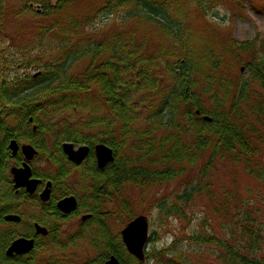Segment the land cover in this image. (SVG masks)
Returning a JSON list of instances; mask_svg holds the SVG:
<instances>
[{
	"label": "trees",
	"instance_id": "obj_1",
	"mask_svg": "<svg viewBox=\"0 0 264 264\" xmlns=\"http://www.w3.org/2000/svg\"><path fill=\"white\" fill-rule=\"evenodd\" d=\"M211 1L188 0L201 11ZM66 3L71 0L45 5L44 13L58 11ZM253 3L251 8L264 16V4ZM102 12L118 16L122 29L101 42L60 43L61 54L45 64L30 56L28 67H38V73L7 79L0 75V264H104L112 255L122 264H197L177 246L179 240L146 252L145 262H138L110 223L137 216L129 187L150 191L179 180L207 152L210 158L195 181L187 182L175 199H157L159 220L163 224L170 217L186 220L190 204L203 196L211 200L220 224H201L187 238L189 243L215 248L220 264H264V230L260 216L253 214L259 208L230 190L215 195L206 181L220 160L243 165L250 177L264 184V38L231 40L223 56L196 40L186 24L182 0H105L97 18ZM132 21L154 26L157 35L124 31ZM89 24L85 13L74 17L71 34L93 28ZM228 56L236 63L246 62L244 79L233 81L225 74ZM84 62L76 73L74 67ZM2 67L1 73L9 65L0 60ZM12 139L30 142L54 167L53 173L34 170L35 176L53 182L49 203L24 190L16 194L10 168L19 165L21 157H12L8 148ZM64 142L91 148L83 165L75 168L68 162ZM100 143L112 148L115 156L104 169L98 168L94 154ZM72 173L77 174L75 187L66 182ZM71 194L78 197L79 208L62 215L57 201ZM28 202L42 208L43 216L32 220L48 227L47 237H38L30 224L21 233V224L4 221L6 214L22 215L21 207ZM82 212L91 214V219L73 235H64L65 224ZM18 237H35V250L9 258L6 251ZM83 241L95 250L94 257L68 254L69 247Z\"/></svg>",
	"mask_w": 264,
	"mask_h": 264
},
{
	"label": "rangeland",
	"instance_id": "obj_2",
	"mask_svg": "<svg viewBox=\"0 0 264 264\" xmlns=\"http://www.w3.org/2000/svg\"><path fill=\"white\" fill-rule=\"evenodd\" d=\"M66 1L63 0V2ZM104 1L71 0V3L64 4V7L58 11L40 15L34 9L28 8V4L33 2L40 6L55 7L58 0H0V60H2V64L7 62L9 65V68L7 67L3 73H1L3 67L0 68V75L7 79V77L14 78L16 75L25 76L37 73L38 67H28L30 56L35 57L39 64H45L55 60L61 54L60 43L74 46L76 43L86 40L101 42L111 32L121 30V21L116 19L118 16L102 12L97 18L98 8ZM182 1L183 12L188 18L186 24L192 29L196 40L199 38L201 44L211 46L223 56L226 53V44L231 40L240 43L257 37L264 38V16L258 15L251 8L252 2H254L253 4H264V0H213L208 3L206 11H201L196 4H191L188 0ZM94 12L96 15L92 17ZM82 13L90 17L91 24L88 26L93 28L71 34V22L74 17H80ZM123 30L134 32L139 36L145 32L157 35L154 26L140 24L137 21L126 24ZM24 58H26V66H23ZM225 61V74L230 79L237 81L240 76V79L246 77V62L236 63L229 56L225 57ZM15 62L20 64L11 66ZM84 64L85 62L75 66L74 71L78 73ZM39 66L41 67V65ZM70 115H74V113ZM80 116L78 114L76 118ZM209 158L210 152H207L204 160L194 169L189 170L181 179L170 184L155 187L150 191H143L135 187L128 188V195L133 203L135 214L146 216L150 223V234L156 232L155 241L148 245V251L168 248L179 240L177 246L185 249L193 262L220 264L217 261L216 253H213L215 248L199 247L194 243L190 244L187 240L192 234L194 235L201 224L206 225L211 221L214 227H219L220 218L214 214L211 200L203 196L195 197L188 209L186 220L170 217L164 221V224L159 220L157 207V199H175L178 194L182 193L187 182L195 181L200 168ZM214 165L215 168L211 169L206 181L212 185L215 195L222 194V189H226L232 191L233 194L239 193L242 198H249L252 205L259 208L253 214L260 216L258 222L264 230V184H260L250 177L245 172L243 165L235 166L220 160L216 161ZM33 166L39 172L50 171L53 173L55 171L54 167H50L45 158L41 157L35 160ZM76 181L75 174H71L66 180L74 187ZM21 212L28 224L32 222V218L40 219L43 216V210L31 202L25 203L21 207ZM81 216L82 214L65 224L62 229L64 235L71 236L82 227ZM127 223L128 221L116 219L111 221L110 228L120 234ZM18 230L24 233L26 224L20 225ZM68 254L79 259L96 255L95 250L86 241L80 242L76 247H69Z\"/></svg>",
	"mask_w": 264,
	"mask_h": 264
},
{
	"label": "water",
	"instance_id": "obj_3",
	"mask_svg": "<svg viewBox=\"0 0 264 264\" xmlns=\"http://www.w3.org/2000/svg\"><path fill=\"white\" fill-rule=\"evenodd\" d=\"M37 10L41 12V7L38 5ZM208 119V118H207ZM9 148L12 150L13 155L19 151V145L15 140L10 143ZM64 152L69 156L71 161L81 163L89 154L90 148L82 146L75 150V145L72 143H65L63 145ZM23 154L27 161H31L37 151L31 145H24L22 147ZM95 155L99 168L105 167L108 163L114 161L113 150L106 145L100 144L95 147ZM12 174L14 177L15 187H24L29 194L36 192L40 180L32 178V170L28 163H24L22 168H13ZM51 183L49 182L46 189L41 193L40 199L44 202L48 201L51 197ZM77 200L75 197H67L58 202V208L65 214L74 212L77 208ZM8 222H19L21 217L18 215L10 214L5 216ZM36 230L42 235H47V229L36 224ZM149 224L144 216L137 217L130 222L122 231V239L128 252L136 257L139 261L145 259V246L148 241ZM35 247L34 239L20 238L15 240L7 250V255L13 257L15 255H23L30 253ZM105 264H122L118 258L111 256Z\"/></svg>",
	"mask_w": 264,
	"mask_h": 264
}]
</instances>
